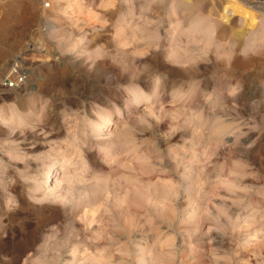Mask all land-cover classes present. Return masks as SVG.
I'll return each instance as SVG.
<instances>
[{"label": "clouds", "instance_id": "obj_1", "mask_svg": "<svg viewBox=\"0 0 264 264\" xmlns=\"http://www.w3.org/2000/svg\"><path fill=\"white\" fill-rule=\"evenodd\" d=\"M0 264H264V0H0Z\"/></svg>", "mask_w": 264, "mask_h": 264}]
</instances>
